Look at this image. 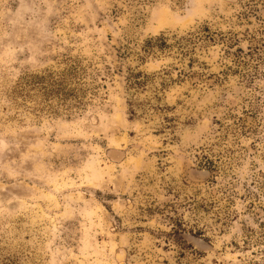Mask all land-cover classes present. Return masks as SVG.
<instances>
[{"label": "rangeland", "instance_id": "obj_1", "mask_svg": "<svg viewBox=\"0 0 264 264\" xmlns=\"http://www.w3.org/2000/svg\"><path fill=\"white\" fill-rule=\"evenodd\" d=\"M255 87L264 0H0V264H264V212L184 175Z\"/></svg>", "mask_w": 264, "mask_h": 264}, {"label": "flooded vegetation", "instance_id": "obj_2", "mask_svg": "<svg viewBox=\"0 0 264 264\" xmlns=\"http://www.w3.org/2000/svg\"><path fill=\"white\" fill-rule=\"evenodd\" d=\"M251 89V92H255L253 96L260 99L237 100L228 105L227 111L231 115L229 124H232L224 127V138H228L234 148L212 151L211 154L217 155H208L209 159L195 154L194 162L184 172L186 181L192 182L197 189L209 194L205 209L219 203L228 204L223 219L229 226L239 220L235 213L237 205H248L243 214L251 211L244 222L250 217L258 219L264 212V207L257 206L264 201V95L260 92L256 94V91L260 90L259 87ZM226 179L231 182L229 189L225 185ZM200 203L205 201L196 197L195 206L200 208ZM205 237L206 234L203 236L200 230L177 231L173 240L177 242L178 247L188 248L197 258L203 254L221 258L215 243Z\"/></svg>", "mask_w": 264, "mask_h": 264}]
</instances>
